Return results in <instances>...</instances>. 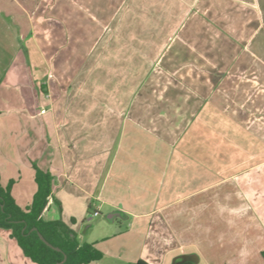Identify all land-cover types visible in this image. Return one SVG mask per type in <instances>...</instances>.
I'll return each instance as SVG.
<instances>
[{"label":"crops","instance_id":"1","mask_svg":"<svg viewBox=\"0 0 264 264\" xmlns=\"http://www.w3.org/2000/svg\"><path fill=\"white\" fill-rule=\"evenodd\" d=\"M24 11L31 38L0 57V173L18 204L35 162L61 202L43 217L103 252L88 264H264V0ZM0 264L38 263L0 227Z\"/></svg>","mask_w":264,"mask_h":264},{"label":"trees","instance_id":"2","mask_svg":"<svg viewBox=\"0 0 264 264\" xmlns=\"http://www.w3.org/2000/svg\"><path fill=\"white\" fill-rule=\"evenodd\" d=\"M35 180L37 190L32 202L22 207L13 194L16 179L4 182L0 173V227L9 229L16 238L26 256L38 264H57L67 255L61 264H88L101 259L103 252L94 243L81 242L76 230L63 218L45 219L43 212L49 200L54 197L61 209V202L54 196V175L36 163ZM40 233L57 249L47 244ZM176 259L173 264H176ZM138 264H142L139 262Z\"/></svg>","mask_w":264,"mask_h":264},{"label":"rangeland","instance_id":"3","mask_svg":"<svg viewBox=\"0 0 264 264\" xmlns=\"http://www.w3.org/2000/svg\"><path fill=\"white\" fill-rule=\"evenodd\" d=\"M37 0H0V56L2 59V68L9 63L30 39V19L24 11V7L31 8ZM21 5L23 7H21ZM35 164V162H33ZM89 211L94 213L93 208ZM108 212L103 211L100 216L106 218ZM114 226H119L115 220ZM125 225V224H124ZM120 227V226H119ZM123 227V225L121 226Z\"/></svg>","mask_w":264,"mask_h":264},{"label":"water","instance_id":"4","mask_svg":"<svg viewBox=\"0 0 264 264\" xmlns=\"http://www.w3.org/2000/svg\"><path fill=\"white\" fill-rule=\"evenodd\" d=\"M109 218H111L112 219V216L111 215H109L108 216ZM40 236H41V238L47 243V244H49V245H51V246H53L45 237H44V235L42 234V233H40ZM53 247H55V248H57V249H61L60 247H57V246H53ZM67 259V255H65L64 256V258H63V260H61L60 262H58L57 264H61V263H63L65 260Z\"/></svg>","mask_w":264,"mask_h":264},{"label":"flooded vegetation","instance_id":"5","mask_svg":"<svg viewBox=\"0 0 264 264\" xmlns=\"http://www.w3.org/2000/svg\"><path fill=\"white\" fill-rule=\"evenodd\" d=\"M176 264H191L186 258L179 259Z\"/></svg>","mask_w":264,"mask_h":264},{"label":"built area","instance_id":"6","mask_svg":"<svg viewBox=\"0 0 264 264\" xmlns=\"http://www.w3.org/2000/svg\"><path fill=\"white\" fill-rule=\"evenodd\" d=\"M98 212L96 211L95 214H97Z\"/></svg>","mask_w":264,"mask_h":264}]
</instances>
